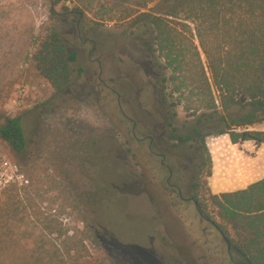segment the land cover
<instances>
[{"label":"rangeland","instance_id":"obj_1","mask_svg":"<svg viewBox=\"0 0 264 264\" xmlns=\"http://www.w3.org/2000/svg\"><path fill=\"white\" fill-rule=\"evenodd\" d=\"M155 9H160L157 2L141 10L127 0H0V114L20 116L28 141L27 152L17 156L0 139V174L8 161L24 175L22 182L0 190V214L10 197L20 214L10 222L13 245H29L51 219L63 230L58 242L89 226L103 234L99 243L87 240L93 259L231 264L227 241L197 212L193 185L200 183L198 195L204 201L210 193L234 192L263 179L264 145H234L228 135L207 138L212 160L207 179L206 148L195 142L174 146V129L183 135L193 121L186 112L187 92L182 91L186 94L174 114L171 98L166 102L163 96L157 58L148 56L142 44L147 29L127 16ZM52 26L69 50L78 53L73 83L61 93L40 77L32 58ZM165 85L178 101L174 83ZM249 130L264 131V123ZM160 133L165 137L159 144ZM150 134L155 136L154 152L147 140L139 141ZM156 153L168 154L170 183L181 188L182 199L166 184L170 173ZM222 158L228 162L229 182L240 180L231 182L232 188L222 187ZM209 212L218 221L216 210L210 207ZM17 252L5 258L13 259Z\"/></svg>","mask_w":264,"mask_h":264},{"label":"trees","instance_id":"obj_2","mask_svg":"<svg viewBox=\"0 0 264 264\" xmlns=\"http://www.w3.org/2000/svg\"><path fill=\"white\" fill-rule=\"evenodd\" d=\"M127 1L136 2L141 10L154 2L160 8L154 13L139 11L127 16L147 29L142 44L148 56L157 58L163 96L166 102L171 98L174 114L186 94L182 91L187 92L186 112L193 121L183 135L174 129L170 136L174 146L195 142L205 147L207 138L224 135L234 145H264V131L249 130L264 123V0ZM51 15L57 16L54 9ZM32 58L40 77L56 93L71 87L78 53L69 50L57 27L48 29ZM76 71L78 75L83 73L82 68ZM169 82L175 85L174 93L181 96L178 101L173 100V93H167L165 84ZM0 139L17 156L27 152L28 141L20 116L0 114ZM205 152L207 179L212 176V160L207 148ZM203 185L207 186L206 180ZM193 186L198 214L213 224L232 252L246 264H264V178L245 189L210 193L204 201L198 195L200 183ZM12 204L10 197L0 214V264H118L113 256L91 258L87 240L99 243L103 235L93 226L58 242L63 230L49 219L46 231L34 236L29 245H13L10 222L20 214L12 209ZM210 207L216 210L218 221L210 217ZM45 234L48 238L54 234L56 237L45 241ZM13 252H17L15 258H5Z\"/></svg>","mask_w":264,"mask_h":264},{"label":"flooded vegetation","instance_id":"obj_3","mask_svg":"<svg viewBox=\"0 0 264 264\" xmlns=\"http://www.w3.org/2000/svg\"><path fill=\"white\" fill-rule=\"evenodd\" d=\"M113 93H116L114 90L112 91ZM118 97H120V96H118ZM136 129H137V124L136 123H133V128L131 129V131H132V134H133V136H134V138H136L137 139V135H136ZM165 133H160V134H158V136H157V140L159 141L158 143L160 144V141H161V139L162 138H164L165 137V135H164ZM169 138V137H168ZM166 139V141H165V143L164 144H166V146L167 147H169V144H167V143H169L170 142V140H168L167 139V137L165 138ZM138 140V139H137ZM145 140H147L149 143H148V146H149V149H150V151L152 152H154V150H153V146L154 145H156V143H155V136L154 135H152V134H150V135H146L145 137H143L141 140H139V141H145ZM167 142V143H166ZM169 153H171L170 151H169ZM155 154V153H154ZM154 154H152V156H154ZM156 155H158L159 157H160V160H161V162H160V164L161 165H166V162H165V159H167L168 158V154H161V153H156ZM170 157V156H169ZM166 168H167V170H168V172L170 173V176L166 179V184H168L169 185V187H171V190L173 191V193H175V194H178V196L182 199V191H181V188L180 187H178L177 186V184H172V183H170V178H171V175L173 174V169L169 166V165H166ZM184 200V199H183ZM227 244H228V251H229V254H230V258H229V261H230V263L231 264H246V262L245 261H243L242 259H240L237 255H235L233 252H232V250H231V247H230V244L227 242Z\"/></svg>","mask_w":264,"mask_h":264},{"label":"built area","instance_id":"obj_4","mask_svg":"<svg viewBox=\"0 0 264 264\" xmlns=\"http://www.w3.org/2000/svg\"><path fill=\"white\" fill-rule=\"evenodd\" d=\"M5 172L0 174V190L1 187H7L12 181L22 182L24 180V175H22L15 165L10 162L5 161L1 167Z\"/></svg>","mask_w":264,"mask_h":264},{"label":"bare ground","instance_id":"obj_5","mask_svg":"<svg viewBox=\"0 0 264 264\" xmlns=\"http://www.w3.org/2000/svg\"><path fill=\"white\" fill-rule=\"evenodd\" d=\"M259 153V152H258ZM214 156H215V158L217 159V155H218V152H217V150H215L214 151ZM261 155V153L259 154V156ZM244 157V156H243ZM258 158H260V157H258ZM261 158H262V156H261ZM264 160V159H263ZM247 161V160H246ZM261 162V161H260ZM221 163V162H220ZM246 163V162H245ZM255 163H257V162H255ZM261 164H262V162H261ZM235 165H237V164H235ZM250 166H251V164H250ZM257 166V165H256ZM245 169H248L247 167H244ZM239 169V168H238ZM236 170H237V168H236ZM219 172V175H220V177L222 178V182H223V185H222V187H223V189H227V188H232L234 185L233 184H237V182H239L240 180L238 179V178H236V180H234V181H232L233 180V177H232V179L230 180V182H229V175H228V162H226L225 160H224V158H222V165H221V169L218 171ZM236 172V171H235ZM215 177H217V176H215ZM219 178V177H218ZM231 182H233V184L231 183ZM218 183V182H217ZM228 183H231V186H229L228 185ZM220 187V186H219Z\"/></svg>","mask_w":264,"mask_h":264},{"label":"crops","instance_id":"obj_6","mask_svg":"<svg viewBox=\"0 0 264 264\" xmlns=\"http://www.w3.org/2000/svg\"><path fill=\"white\" fill-rule=\"evenodd\" d=\"M246 143H248V142H246ZM245 188H246V187H245ZM245 188H244V189H245Z\"/></svg>","mask_w":264,"mask_h":264}]
</instances>
